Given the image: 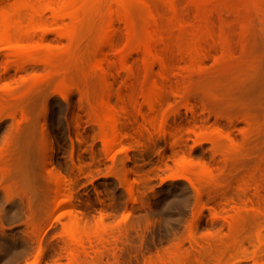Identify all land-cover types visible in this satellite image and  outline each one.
<instances>
[{
    "label": "rangeland",
    "instance_id": "obj_1",
    "mask_svg": "<svg viewBox=\"0 0 264 264\" xmlns=\"http://www.w3.org/2000/svg\"><path fill=\"white\" fill-rule=\"evenodd\" d=\"M109 1L96 5V0H88L90 9L78 29L77 44L56 58L54 78L33 85L28 98H10L4 84L11 83L19 95L28 86H23L22 77L30 81L37 73L46 75L48 69L41 65L17 74L11 65L5 74L8 60L0 54V264H31L35 258L40 264L67 263L65 234L58 223L66 208L53 210L55 187L45 166L51 150L54 167L73 182L82 225L104 235L93 237L94 250L100 251L82 255L79 264H146L161 258L165 264L229 260V264H253L256 235L264 236L260 214L264 209V0H248L242 8L241 21L251 27L248 32L238 28L232 35L231 59L220 64L209 60L203 72L189 77L184 65L174 69L182 81L167 85L150 131L142 128L138 110L150 113L143 95L153 92L158 69L147 75L138 71L128 94L129 135L115 147L114 161L102 149L95 121L104 83L89 60ZM128 7L137 31L143 30V18L132 4ZM117 41L122 48L123 33ZM136 65L140 67L139 62ZM113 72L119 73L112 84L114 106L127 75L118 67ZM184 97L195 105L199 121L195 126ZM245 115L253 118L259 131L253 143L242 144L235 152L225 136L232 133L242 142ZM163 116L168 117L166 125ZM169 133L178 134L175 138L182 142L173 145ZM123 147H128V158L120 152ZM200 164L211 174L195 169ZM128 170H135L133 201L125 179ZM187 179L204 187V200L211 202V208H200L198 194ZM243 180L249 184L247 192L239 188ZM229 217L235 219V226ZM236 243L244 248L234 247Z\"/></svg>",
    "mask_w": 264,
    "mask_h": 264
},
{
    "label": "bare ground",
    "instance_id": "obj_2",
    "mask_svg": "<svg viewBox=\"0 0 264 264\" xmlns=\"http://www.w3.org/2000/svg\"><path fill=\"white\" fill-rule=\"evenodd\" d=\"M247 1L110 0L105 4L102 15L103 30L89 52V60L96 76L104 83V87L98 94L100 111L98 114L95 113V121L99 128L102 149L110 160L114 161L116 159L118 151L116 153L115 147L118 144L120 145L121 141L129 135L127 131L130 117L128 94L134 88L138 71L141 69L147 75L158 69L156 73L158 83H153V92L143 95V98L148 101L147 104V101L144 100L150 113L144 115L143 109L138 110V114L142 119V128L150 131L149 129L154 128L156 117L162 108L167 85L178 84L179 80L182 79L181 77L177 80V76L173 73L175 68L184 65L185 75L189 77V73L203 72L209 60L220 64L226 58L228 60L234 56L232 35L235 36L234 33L238 28L242 32H248L251 27L249 22L241 21L242 8ZM104 2L105 0H96V5H101ZM129 4H132L143 18L144 27L142 29L144 31L141 30L143 32L137 31L138 28H136L132 12L128 7ZM89 9L88 0H0V54L8 60L3 73L7 74L11 65L15 66L16 69L14 70L17 71V74L26 72L28 68L33 69L35 67L36 70L41 65L44 66L45 70L48 69L46 75L37 76V73L30 81L27 80L28 77H26L27 79L22 77L23 82H25L23 86H26V83L28 86L19 95L15 94L12 84L6 82L3 91L10 98H28L33 92V85L38 86L54 78L56 58L68 52L77 44L78 29L83 22L85 12ZM122 33L125 44L121 48L117 40ZM216 33L218 36H216ZM137 62L140 63V67L136 65ZM108 65H111V67L109 68ZM117 67L127 75V80L117 92V103L113 106L111 104L112 84L119 76V73L115 74L113 69ZM61 83L63 84L64 81L62 80ZM178 93L176 92V95L180 96V93ZM183 99L187 111L192 116V124L195 126L199 122L195 105L186 97ZM148 115L150 116L148 117ZM167 118V116H163L164 125L167 124ZM241 121L246 124L241 143L234 139L232 133L225 136L230 148L235 152L240 149L242 144L253 143L259 131V127H255V122L250 115L243 116ZM220 127L217 124V129H220ZM169 135L173 138V142L171 141L173 145L182 142L179 141L181 137L179 140L175 138L178 134L171 136V133H169ZM50 152L51 154L46 159L45 166L47 168V179L55 187L53 210L56 212L63 206L66 208L65 214L58 219L62 232L65 234L63 236L65 239V249L63 250L66 254L64 258L67 259L66 264H79L78 260L82 255L88 256L91 251L93 255H96L100 251H97L98 247L95 252L96 246L93 244V237L98 236L99 232L98 229L91 230L82 225V218L76 213L78 209L76 202L78 200L72 191L73 182L54 167L52 150ZM120 152L125 157L128 156V147H123ZM181 165L183 166V164ZM195 169L207 176L211 174V170L203 164L197 165ZM134 173L135 170H128L125 175L132 201L134 200ZM188 182L198 194L200 208L202 210L207 207L211 208V202L204 200V187L190 180ZM246 182V180H243L239 188L245 189L247 192L249 184H246ZM245 205L244 207H246ZM260 214L264 217V209L260 210ZM228 220L230 225L235 226L236 222L233 217H229ZM103 225L104 219L100 218L99 226ZM101 235L98 237H101ZM103 236L102 240L104 239ZM256 239L258 248L252 256L253 264H264V236L261 233L257 234ZM104 240L98 245L104 247L107 244ZM235 246L244 248V245L239 243H236ZM160 260H156L157 262L150 260L146 264L166 263L164 258ZM61 263V260L56 262V264ZM229 263L230 260L221 262V264ZM31 264H40L39 258H35Z\"/></svg>",
    "mask_w": 264,
    "mask_h": 264
}]
</instances>
